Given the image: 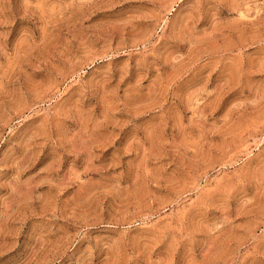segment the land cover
I'll return each instance as SVG.
<instances>
[{
	"label": "rangeland",
	"instance_id": "374dc122",
	"mask_svg": "<svg viewBox=\"0 0 264 264\" xmlns=\"http://www.w3.org/2000/svg\"><path fill=\"white\" fill-rule=\"evenodd\" d=\"M0 264H264V0H0Z\"/></svg>",
	"mask_w": 264,
	"mask_h": 264
}]
</instances>
